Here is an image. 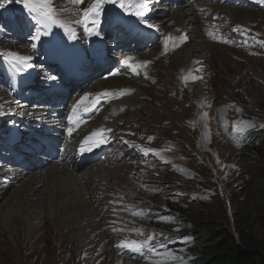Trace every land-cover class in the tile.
I'll return each instance as SVG.
<instances>
[{
  "label": "rangeland",
  "instance_id": "obj_1",
  "mask_svg": "<svg viewBox=\"0 0 264 264\" xmlns=\"http://www.w3.org/2000/svg\"><path fill=\"white\" fill-rule=\"evenodd\" d=\"M146 1L150 5L157 4L150 3L152 0ZM157 1L156 12L147 14L153 15L147 25L150 22L157 24L158 21L159 28L165 32L170 26L164 21L170 18V7L177 4L173 2L170 5L168 2L166 6L165 0ZM95 2L83 0L77 4L72 0H51V5L55 18L63 24L67 34L87 44L89 33L85 31L84 24L75 21L81 20L83 11ZM16 5L19 10L25 11V0H19ZM104 5L109 6V3H102L99 14L92 17L99 22L94 29L99 35L111 27V17L100 15ZM224 5L230 13L229 19L218 14L211 17L214 22L218 21L216 29L220 32L215 42L200 34L204 39L197 44V40L190 37L192 29L208 22H204V18L197 23L186 20L190 17L183 14V38L178 45L190 53L193 71L201 78L197 83L185 80L184 64V68L177 66L183 58L179 61L173 56V60L167 61L164 57L159 58L166 53V42L175 38L169 39L170 36L156 30L160 38L149 46L134 50L131 56L132 60L136 56L145 58L142 67L146 70L138 68L130 75L124 69L120 74L106 76L109 79L101 84L115 93L119 92V87L131 90L128 87L131 85L140 89V95L128 99L130 106L117 104L112 108L114 115L111 120L121 124L108 132L115 143L114 154L106 161L85 167L100 165L107 171L113 170L111 180H106L107 188L93 197L94 223L86 225L90 220L88 215L83 216L84 220L74 219L68 203L57 205V199L51 195L55 191L51 186L47 185L45 190L26 201H17L18 179L12 185L0 187V215L8 207L12 211L6 220L0 216V264H153L161 259L159 254L165 251L179 258L165 264H191L196 256L191 237L195 232V223L212 224L214 219L220 220L216 230H227L235 235L242 221L255 237L264 236L256 222L261 199L255 191L258 185L264 186V142H260L264 137V45L260 43L264 41V9ZM114 9L111 6L105 12L110 13ZM38 14L42 15L41 11L38 10L35 17H42ZM103 19L109 23L106 29L103 23L107 22ZM22 22V28L30 31L27 37L13 39L0 34V54L3 57L9 53L30 57L23 63L11 62L12 67L7 73L0 65V103L7 97L9 99L6 106H0L2 118L18 114L15 107L19 104L24 108L35 106L36 99L25 103L19 96L34 88L44 95V102L37 103L39 108L49 110L51 107L47 105L46 108L49 93L41 89L45 87L47 78L62 76L55 63L49 64L47 55L36 45L37 39H33L38 30H44L43 25L28 26L32 22L30 18L26 23ZM45 26L49 27V31L54 27L48 22ZM225 26L226 30L223 29ZM32 32L35 35L31 36ZM48 39L56 40L57 36L51 33ZM201 42L205 44L202 50L199 47ZM108 43L110 45L111 41ZM119 52L108 58L111 60L110 68H115L119 57L124 54ZM31 61L34 62L33 70L42 74L44 80L40 84L23 87V81L31 72L22 65L31 68ZM42 66L44 68L41 69ZM4 73L7 76H3ZM91 80L79 93L92 87L95 81ZM125 92L121 90L119 93ZM110 108L106 102L79 135L92 132L94 126L103 121V112ZM14 110L16 113H9ZM38 119L50 121L43 115ZM244 123L251 125L246 130H259L258 137H255L258 142L253 146L244 147L235 143L236 132L232 130ZM25 125L27 123L24 122V129ZM6 127L7 124L0 127V150L8 149L7 131H3ZM50 128L53 131L56 129L54 126ZM79 135L69 136L67 145L69 142L73 146L74 137ZM18 144L13 145L14 151ZM144 149L147 150L143 153ZM0 165V168L6 167L11 171L22 168L2 160ZM35 169L42 170L43 165H36L29 171ZM11 171L12 176L14 171ZM212 196H216L222 205L213 203ZM213 204L217 205V210L223 206L222 218H215L214 212L210 215ZM205 208L206 215L202 212ZM36 209L39 214L36 213L38 217L30 222L29 231L22 217L37 212ZM235 211L238 214L243 212L242 219ZM199 229L208 233L205 227L200 226ZM73 235L83 238L82 249L73 248L77 244L72 242ZM149 235L154 236V252L141 255L117 247L121 241L144 240Z\"/></svg>",
  "mask_w": 264,
  "mask_h": 264
},
{
  "label": "bare ground",
  "instance_id": "obj_2",
  "mask_svg": "<svg viewBox=\"0 0 264 264\" xmlns=\"http://www.w3.org/2000/svg\"><path fill=\"white\" fill-rule=\"evenodd\" d=\"M138 1L145 2L144 0H138ZM151 2H156L158 4L157 0H152L150 1V3ZM173 2L174 4H177V6L172 5V7H170V13H169L170 18L167 21L166 19L164 21V23L168 24L170 28L167 31L163 32L159 28L160 23L158 21H157V24H154L155 28L158 31L162 32L163 34L165 33V36H170L171 39L173 37L175 38L174 40H169L165 44L167 45V47H165L167 48L166 53L165 54L163 53V55L160 56L159 58L162 59L164 57L166 61L173 60V58L179 61L180 59L183 58L181 60L180 65H177V66L184 68L183 67V64H184L185 69H183V73L185 74L184 76L185 80H190V81L195 80L197 83L199 79L201 80V78H199V76H197V74L193 71L194 63L190 61V53H188L187 49L185 50L179 47L178 45L183 38L181 34V28L183 27V24H184L183 18H182L183 14L189 15L190 18H187L186 20H192L193 22L197 23V21L201 20V18H204V22H208V24L206 25L203 23L199 26V28L192 29V34L190 37H192L193 40H197V44H198V41L200 43V40L204 39L202 38V36L211 42H215V39H218V35H220V32L216 29V23L218 21L214 22L211 19L212 15L218 14V16L222 15L223 18L226 17L227 19H229L230 13L227 9H225L226 6L224 4H218V3L206 2V3L199 4L198 2L191 1V0H182L180 3H175V0H166L165 4L168 3L171 5V3ZM157 4H153V5L147 4V7L143 9L145 11V14L156 12L155 8ZM149 8H151L150 11H149ZM183 8H185V10H183ZM152 17L153 15L149 16V18H152ZM131 26L134 27V24H131ZM223 29L226 30V26L223 27ZM57 31L59 33V37L63 39L65 38L66 40L65 49H60L58 43L49 41L46 46V49H48L47 56L51 59H56L60 63V67L62 66L63 68H65V72H66L65 78H70V79L73 77L77 78V85L74 83L72 94L73 93L78 94L80 87L84 85L88 81L89 78L96 76V75L98 76L102 75L100 77L96 76L97 81H95L92 87L88 88L83 93L86 95L85 97L87 98L86 101L91 100V98L96 97L98 94L108 93L110 95L107 100L108 107H111V108L108 109L106 113L103 112L104 114L103 119H102L103 121L101 120L102 122H99L98 124H96V126H94V128L92 129L93 130L92 132L88 133L86 131L84 133H81L82 135H79L81 129L85 128L87 125L85 124L83 127L79 128L82 121H87L89 123L91 119L97 116L98 112L96 110L85 111L86 108L89 109V106L85 103L79 104V107L77 109L75 116L73 115L74 107H72L70 110L69 117H73V119H69L68 117V119L64 120L63 122V120H61L60 118V115L63 113L64 109L66 108V106L64 108L63 106L67 103L68 98L72 94L65 95V93H63V95L60 96L59 91H61V89L59 90L57 86L56 88L55 83L52 81L48 89L51 92V94H49L50 97H53V98L52 99L49 98L48 101H51L53 105L49 110H44L43 108H39L40 105L37 104V103H40V101L42 102V99L38 100L39 93H37L35 97L33 93H28L25 96V99L23 100V102L28 103L32 99H36L37 101L35 103V106H32L31 108H24L22 107L23 106L22 104H19L18 106H16L15 108L18 111V114L16 113L15 110L9 112L11 114L13 113H16V114L11 116L13 117L12 119L7 118V121L9 123L7 126L8 131H9V133L7 134L8 143L11 146L16 144L17 141L19 140L18 137L20 133L23 131L18 120L15 119V117L16 116L19 117V115L21 116V118L26 119V121H30V123L32 122L31 124L32 129L34 130L40 129L39 127L40 125H42L43 123L44 124L47 123L50 126L56 127L55 131L57 132V134L56 132L54 133V131H52L50 128H47V127H46L45 133L41 132L38 134H36L35 131H30L31 129L25 130L24 132L26 134L34 135L35 137H40V140L42 141L46 137L45 134L49 135L50 137H48V139L49 141L51 140L52 142V145L49 147L50 153L49 154L42 153L40 155L33 154L32 155L33 159L35 158L37 159H35L34 161L29 160L28 163H25L23 160H21V162L25 164V167H22L21 169H14V170L12 169L11 171V169L7 170L6 167L0 168V177L2 178V183H3L2 184L0 182V187L2 185L7 186V184L12 185V183L17 181L16 179H18L20 181L19 183L20 186L19 188L16 189V194L18 196L17 201L19 200L21 201V199H24L26 201L28 200V198L38 195L43 190H45L47 188V185L51 186L52 191L55 190L53 193L51 192V195L52 197H55L57 199V205H64L68 203L69 204V206L67 204L68 209L72 210L71 216H73L74 219L78 218V220H84L85 217L83 216L85 215L90 216V220L89 221L87 220V223H86V225H90L94 223L95 221L93 219V215L95 214V207L92 201L93 197L98 195L99 192L107 188L106 180H111L110 173L113 170L107 171L100 165L91 166L89 168H85L82 166H85L88 163L91 164L95 162L93 160L99 156L101 148L106 144V138L108 137V132H109L108 130L113 127L116 128L118 126H121L120 122L116 120H111V117L114 115L113 113L114 109L112 110L113 106H116L117 104H121L124 106H130L131 102H129L128 99H134L135 97H137L139 94L138 90L140 89L139 88L137 89L136 87H133L131 85L128 86L129 88H131V90L122 89L121 87H119L117 89L119 90V92L121 90H126V92L123 93L124 94L123 95V94H120L119 92H116V93L112 92L110 88H104L103 86H101V84L106 79H109V78H105V79L101 78L105 75L104 71L102 70L107 65L104 61L105 59L104 53L107 48L106 43L108 39L107 37L108 33H106V36H103V37L99 36V38L94 40L93 49H90L89 48L90 45L81 46L82 41L79 42V40L76 41L74 39H71L69 35L66 34V32H62L60 28H58ZM201 44L199 46L200 50H202L201 47L205 45L202 42ZM90 53H94L95 55H97V58L100 61H104V62H101L102 65L99 68L97 67L95 69V65L94 66L92 65L93 63H91V60L88 56ZM109 56L110 55L108 54L107 58ZM139 61H141L140 64H139ZM144 61H146L145 58H138L136 56L133 60H130L129 65L146 70L142 67V62ZM42 67L40 68L42 69ZM41 75L42 74L40 73L35 75V78L37 81L42 80L43 77ZM194 90L195 92H197L196 89ZM7 100H9L8 97L6 100L0 103V106L1 107L6 106V104L8 103ZM43 112H45V114H43ZM42 115L50 119V121L42 122L40 119H38V118H41ZM70 128L73 130L79 128L80 130L73 135H69ZM99 129L105 130L102 134V138L105 140V142L100 143L99 146L93 147L92 146L93 143L96 140L101 138L99 136L94 137L93 141L95 139L96 140L90 146H88L89 142L84 145L85 148L91 147V151H81L80 145L78 144H81L85 140V137H88L91 133H93L94 131H98ZM77 134L79 136L77 137V139L74 138V140L75 141L77 140L76 145H77V148L79 149H75L76 148V145H75V148H73V146H70V150L66 151V149H68V147L64 145L66 139L69 136L70 137L76 136ZM61 148H64L65 150H62ZM36 165H38L39 167L43 165V169L42 170L35 169L34 171H29L32 168H35ZM114 168L116 169V167ZM9 171L11 172L14 171L12 176L9 173ZM10 213H12V211H10V208L8 207L4 210V212L0 216L1 218H3V220H6ZM36 213L39 214V211L37 210V212L36 211L33 213L31 212L30 214H26L25 216L22 217V221L25 223L26 226H28L27 227L28 230L30 229V225H29L30 222L33 219H35V217H38ZM75 214H81V215H79L78 217H74ZM5 222L7 223V221ZM78 224L80 223L78 222ZM73 237L74 239L72 240V242L74 244L77 243L76 245H74L73 248L75 250H78L79 248L82 249V247L84 246L83 238L82 239L79 237L77 238L74 235Z\"/></svg>",
  "mask_w": 264,
  "mask_h": 264
},
{
  "label": "trees",
  "instance_id": "obj_3",
  "mask_svg": "<svg viewBox=\"0 0 264 264\" xmlns=\"http://www.w3.org/2000/svg\"><path fill=\"white\" fill-rule=\"evenodd\" d=\"M5 1L0 0V4H3ZM256 135H258L256 132H250L244 147L253 146ZM261 140L260 142H264V137ZM255 191L258 192L259 199H261V204L257 207L260 214L256 222L264 234V186L258 185ZM212 201L215 204L219 203L222 205V202H218L216 196H212ZM211 203L209 204L212 205ZM215 204L211 206L212 208L209 213L212 215L214 212L215 218L217 216L222 218L223 206L217 210V205ZM207 208H205V211H202L205 212L204 215L207 214ZM235 212L238 214L237 211ZM242 215L243 212L238 214L241 219ZM217 221L220 220H211L212 224L207 222L195 223L192 242L196 256L193 258L191 264H264V236L260 238L255 237L246 223L242 221L235 235L227 230H216L215 226L219 224ZM200 226L208 229V233L202 232L199 229Z\"/></svg>",
  "mask_w": 264,
  "mask_h": 264
},
{
  "label": "snow or ice",
  "instance_id": "obj_4",
  "mask_svg": "<svg viewBox=\"0 0 264 264\" xmlns=\"http://www.w3.org/2000/svg\"><path fill=\"white\" fill-rule=\"evenodd\" d=\"M9 2H11V0H9ZM73 3H82L83 0H72ZM105 2H110L113 4H116L117 2H119V5L122 9H124L125 11L128 10L129 6L131 7H136L138 9H141L139 11H136L134 14L136 16H142L143 15V11L142 9L147 7V4L145 2H139L137 3L136 0H96L95 3H93L92 5H90L87 9H85L83 11V15H82V19L79 21H75L76 23H82L84 24L85 27V31L88 32L90 35L91 34H98L94 32V29L96 27H98V20L96 19H92L93 16H97L99 14V10H100V5L102 3ZM3 5L0 4V7H2ZM25 7L29 10V12H36V11H41L42 16L44 17V20L48 23H52V24H58L60 23L61 26H63V24L58 21L55 16H54V9L52 8L51 5V0H25ZM89 23L92 25L91 27H89ZM145 23H147V20H145ZM149 28L154 27V25L152 24H148L147 25ZM70 30V29H69ZM211 35V33H210ZM33 39H39V36H35L33 37ZM169 39H171V37H169ZM167 43V42H166ZM260 43L262 45H264V41H260ZM33 47H35V45H33ZM6 59L9 60V62H18V63H23L27 60L30 59V57H24V56H19L16 53H9L6 57ZM125 63H127V61H125ZM147 63V62H145ZM15 66V64H14ZM17 70L19 71V68H17ZM100 94H98L99 96ZM104 95H108V93H105ZM84 98H82L83 100ZM79 107V102L77 104V106H74L73 108V115L75 116L77 109ZM91 109L86 108L85 111H90ZM69 119H73V117H69ZM251 125L244 123L243 126L241 127H237L236 131L243 133L247 127H250ZM73 129H69V134H71ZM105 130L104 129H99L98 131H94L93 133H91L88 137H85V140L82 142L81 145V151H91V147L85 148L84 145L87 144L89 141L93 140L94 137H101L100 139L96 140L93 143V147L99 146L100 143H104L105 140L102 138V134ZM110 131V130H108ZM154 236L149 235L147 237V239L144 240H124L121 241L119 245H117V247L119 248H124V249H128L131 252H135L141 255H144L145 252H154L155 251V244H154ZM161 256L160 260L154 261L153 264H165L166 261H175L178 260L179 258L175 256L174 253L169 252V251H165L163 253L159 254Z\"/></svg>",
  "mask_w": 264,
  "mask_h": 264
}]
</instances>
